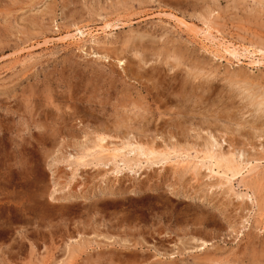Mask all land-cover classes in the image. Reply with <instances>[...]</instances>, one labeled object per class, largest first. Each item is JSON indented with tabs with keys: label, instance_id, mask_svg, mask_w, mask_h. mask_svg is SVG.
I'll list each match as a JSON object with an SVG mask.
<instances>
[{
	"label": "rangeland",
	"instance_id": "1",
	"mask_svg": "<svg viewBox=\"0 0 264 264\" xmlns=\"http://www.w3.org/2000/svg\"><path fill=\"white\" fill-rule=\"evenodd\" d=\"M244 82L264 93V0H0V264H264V187L245 186H264V135L237 123L258 121ZM94 132L193 162L211 135L263 160L232 186L174 161L73 175L67 155Z\"/></svg>",
	"mask_w": 264,
	"mask_h": 264
},
{
	"label": "bare ground",
	"instance_id": "2",
	"mask_svg": "<svg viewBox=\"0 0 264 264\" xmlns=\"http://www.w3.org/2000/svg\"><path fill=\"white\" fill-rule=\"evenodd\" d=\"M263 1V0H262ZM257 2V1H256ZM260 2V1H259ZM258 3V2H257ZM239 4V3H237ZM259 4V3H258ZM262 4V3H260ZM105 26V24H104ZM77 27V26H76ZM107 27V26H106ZM110 27V26H108ZM74 30V29H73ZM102 30V29H101ZM203 32V30H201ZM76 32V31H74ZM77 35H72L73 39H77L75 42H77L78 40H82L83 37H85V33L81 30L77 28ZM207 33V32H206ZM198 34V33H197ZM203 34V33H201ZM205 35V34H204ZM209 35V33H208ZM138 36V34L136 35ZM66 37V36H65ZM202 37V36H201ZM205 37V36H204ZM207 37H211V36H207ZM69 38V37H68ZM139 38V36H138ZM157 38V37H156ZM206 38V37H205ZM72 39V40H73ZM84 39V38H83ZM93 39V38H92ZM216 39V38H215ZM210 40V39H209ZM78 41V42H79ZM95 41V40H93ZM139 41V40H138ZM212 41V39H211ZM214 41V40H213ZM158 42V41H157ZM156 43V42H155ZM139 46V45H138ZM133 47V46H132ZM141 47V46H140ZM152 48V47H151ZM223 48V47H222ZM233 48V47H232ZM259 48V47H258ZM136 49V48H135ZM238 49V48H235ZM138 50V48H137ZM150 50V49H149ZM242 50V51H241ZM240 51L243 52L244 50L241 49ZM246 50V49H245ZM140 51V50H139ZM224 51L226 52V54L228 53V55H230L231 57L233 56L234 58H238L240 59V57H242V54H239V52L237 50H234V48L231 50L230 48H227L226 46L224 47ZM248 51V49L246 50ZM245 51V54H247ZM263 51V50H262ZM259 50V52H262ZM177 52V51H176ZM179 52V51H178ZM251 52V51H250ZM255 53V52H254ZM172 54V53H171ZM182 54V53H180ZM252 55V53H250ZM248 54V55H250ZM256 54V53H255ZM160 55V52H159ZM177 56V55H176ZM244 56V55H243ZM107 58V57H106ZM119 58V57H118ZM117 58V59H118ZM122 59V58H121ZM183 59V58H181ZM237 59V60H239ZM178 61V60H177ZM180 62V61H179ZM182 62V61H181ZM186 63V62H184ZM193 64V63H192ZM179 65V64H178ZM182 65V64H181ZM175 66H177L175 64ZM184 66V64H183ZM187 66V65H186ZM196 68V67H195ZM185 69V68H184ZM191 69H192V65H191ZM197 69V68H196ZM185 71V70H184ZM192 71V70H191ZM188 72V71H187ZM195 73V72H193ZM187 74V73H186ZM136 75V74H135ZM199 75V74H198ZM191 77V76H190ZM196 77V76H195ZM143 78V77H142ZM154 83V82H152ZM234 83V82H232ZM234 84H237L236 82ZM238 87V85H237ZM241 89L240 92V97L241 100H244L243 102H246V105L251 107L252 110L250 112V114L253 116V118H256L258 121H242V118H239L237 120V123H239L240 125H245L248 124L250 125V129L253 130L254 132H250L251 135H264V93H262V91H259V87L258 86H253L250 85L248 82H244L242 85L239 86ZM262 89V88H261ZM173 91V90H171ZM264 91V89H263ZM174 92V91H173ZM172 92V94H173ZM163 93V91H162ZM157 94V93H156ZM167 94V93H166ZM165 94V95H166ZM169 94V92H168ZM167 94V95H168ZM158 96V95H157ZM161 96V95H160ZM28 98V96H27ZM156 98V96H155ZM26 99V98H25ZM155 100V99H154ZM160 101V100H159ZM165 101V100H164ZM71 104V103H70ZM84 104V103H83ZM243 104V103H242ZM241 106H244L242 105ZM69 105V104H68ZM175 105V104H174ZM57 107V106H56ZM246 107V106H245ZM61 108V107H60ZM81 108V107H80ZM59 109V107H58ZM248 109V107L246 108ZM39 110V109H38ZM55 110V109H54ZM69 110V109H68ZM241 110V109H240ZM36 111V110H35ZM64 111V110H63ZM67 111V110H66ZM247 111V110H246ZM249 111V110H248ZM40 112V111H39ZM68 112V111H67ZM47 114V112H45ZM69 113V112H68ZM245 113V112H244ZM43 114V113H42ZM53 114V113H52ZM51 114V115H52ZM71 114V113H70ZM240 115V113H238ZM243 114V113H242ZM40 115V114H39ZM58 115L60 117H62L59 113ZM66 115V114H65ZM238 115V116H239ZM35 116V114H34ZM45 116V115H44ZM43 116V117H44ZM58 116V118H59ZM67 116V115H66ZM69 116V114H68ZM67 116V117H68ZM72 116V115H71ZM242 116V115H241ZM42 117V116H41ZM42 117V118H43ZM41 118V119H42ZM57 118V120H59ZM66 118V117H65ZM64 118V119H65ZM71 118V117H70ZM40 119V120H41ZM54 119V118H53ZM63 119V120H64ZM68 119V118H66ZM65 119V121H66ZM80 119V118H79ZM78 119V120H79ZM129 119V118H128ZM244 119V118H243ZM55 120V119H54ZM62 120V119H61ZM70 120V119H69ZM74 120V119H73ZM77 120V119H75ZM44 121V118H43ZM56 121V120H55ZM63 121V123L65 122ZM81 121V120H80ZM47 122V121H45ZM44 122V123H45ZM59 122H61L59 120ZM68 122V121H66ZM70 122V121H69ZM82 122V121H81ZM43 123V122H42ZM55 123V122H54ZM62 123V124H63ZM132 123V122H131ZM47 124V123H46ZM53 124V123H52ZM51 124V126H52ZM56 124V123H55ZM77 124V123H76ZM80 124V123H79ZM49 125V124H48ZM61 125V123H60ZM59 125V126H60ZM72 125V123H71ZM235 125V124H234ZM58 126V128H59ZM62 126V125H61ZM66 126V124H65ZM65 126L63 127L65 129ZM78 126V125H76ZM75 126V127H76ZM122 126V125H121ZM41 127V126H40ZM44 127V125L42 126ZM46 127V126H45ZM45 127L43 129H45ZM57 127V126H55ZM71 127V126H70ZM74 127V126H73ZM118 127V126H117ZM239 127V126H238ZM247 128V126H245ZM72 128V127H71ZM128 128V127H127ZM235 128V127H234ZM63 129V130H64ZM69 129V126H68ZM243 129V128H242ZM52 130V128H51ZM62 130V128H61ZM61 130L59 133H61ZM71 130V129H70ZM53 131V130H52ZM55 131V130H54ZM65 131V130H64ZM247 132V131H246ZM96 132H94L93 137L88 138L86 136V134H84V136L82 135V137H78L77 141V146L79 147V151H77L76 155L73 154H69L67 155V159L65 160V163L67 165L68 168H74V174L76 175V172L80 169V167H84V166H93V167H109L112 166L113 169L111 171L112 174H114L115 176H121L123 172L127 171L129 174L131 175H138L140 170L145 166V165H149V166H164L166 164H170V162L172 163L177 162L176 164H183L184 168H187V170L191 169L194 173L198 174V172L200 170H204L205 175L204 177L208 178L209 180H213V179H218V181L220 180L221 185H227V186H232L233 181H235V178L238 176H241V178L243 177V172L244 174L247 173H251L252 171H254L257 166L256 164L254 165V163L261 161V159L263 160V158L259 159V158H245V154L244 152L238 151L236 152H222L220 150V144L219 141L212 137L211 135H207V138L204 139V148L199 152V154H201V156L199 157H195L194 162L192 161V157L191 155H189L188 153H183L181 152V150H179L178 148H163V149H156L154 148V146L152 144H154L153 141H143V140H139L136 137H134L132 134H124L122 133V135L117 137L114 136H110V133L104 134V133H100V134H96ZM98 133V132H97ZM106 133V132H105ZM53 134V133H52ZM109 134V135H108ZM121 134V133H120ZM54 135V134H53ZM214 135V134H213ZM252 137V136H251ZM260 137V136H259ZM159 138V137H158ZM223 138V137H222ZM141 139V138H140ZM75 140V139H74ZM176 141V140H175ZM222 140H220L221 142ZM171 143V142H170ZM189 143V142H188ZM175 144V142L173 143ZM182 144V143H181ZM172 145V143H171ZM176 145V144H175ZM202 145V144H201ZM184 146V145H183ZM182 146V147H183ZM196 147V146H195ZM195 147H194V151H195ZM197 148V147H196ZM200 148V146H199ZM222 148V147H221ZM230 148V147H229ZM228 148V149H229ZM235 149V148H234ZM239 149V148H238ZM193 150V149H191ZM191 150H189L191 152ZM231 150V149H230ZM187 151V150H186ZM193 151V152H194ZM75 154V153H74ZM262 154V153H261ZM258 155V154H257ZM246 156H248L246 154ZM261 163V162H259ZM51 166V165H50ZM182 169V168H181ZM180 169V170H181ZM188 170V171H189ZM52 172V169H51ZM72 172V173H73ZM255 172V171H254ZM108 173V172H107ZM189 173V172H188ZM195 174V176H196ZM257 174V172H256ZM245 176V175H244ZM248 176V175H246ZM256 176V175H255ZM254 177V176H253ZM258 177V176H257ZM202 178V177H201ZM262 179V178H260ZM258 180V179H257ZM263 180V179H262ZM262 180H258L255 182H251L249 184H244L249 190H251L252 195L254 196L255 192L262 190L263 189V184L261 183ZM239 181V180H238ZM240 182V181H239ZM217 183V184H218ZM219 184V185H220ZM212 185V184H211ZM243 185V184H242ZM218 186V185H217ZM244 186V187H245ZM209 187V186H208ZM215 187L212 186V188ZM221 187V186H220ZM69 188V187H68ZM190 188V187H189ZM210 188V187H209ZM245 188V189H247ZM247 189V190H248ZM208 192V191H207ZM264 192V191H263ZM262 192V193H263ZM251 194V193H250ZM238 195V194H237ZM54 196V195H53ZM241 198L243 197H247V198H251L252 196H248L247 194L245 195H241L239 196ZM238 197V198H239ZM246 198V199H247ZM245 199V198H244ZM243 199V200H244ZM252 199V198H251ZM254 199V198H253ZM256 199V198H255ZM57 200V199H56ZM254 201V200H253ZM258 201V199H257ZM256 201V203H258ZM260 204V203H259ZM257 205V204H256ZM258 207V206H257ZM254 211V210H253ZM263 216V215H262ZM243 219H245L243 217ZM246 222V221H244ZM263 223V222H262ZM261 224V223H260ZM261 232V231H260ZM258 237V236H257ZM71 240V238H70ZM193 241V240H192ZM196 241V240H195ZM259 241V240H258ZM73 242L76 243V240H72V241H68L65 243L64 246V252H65V256L66 254L71 255L74 254V248L76 247V245L73 244ZM81 242V241H80ZM200 246H199V250H203L206 246L208 247V241H201ZM79 243V242H78ZM198 243V242H197ZM196 243V244H197ZM259 243V242H258ZM210 245V244H209ZM254 245V244H253ZM258 245V244H256ZM264 245V244H262ZM78 246V245H77ZM260 247V245H259ZM80 248V247H79ZM194 248V247H193ZM197 249V247H196ZM255 249V248H254ZM77 250V248H76ZM195 250V248H194ZM264 250V248H263ZM157 252V250H156ZM256 253V252H255ZM262 253V252H261ZM257 254V253H256ZM67 255L66 258H68L69 256ZM171 255V254H170ZM169 255V256H170ZM258 255V254H257ZM263 255V254H262ZM64 257V256H63ZM258 257V256H257ZM264 258V255H263ZM63 259V258H62ZM260 259V257L258 258ZM256 258V261L258 260ZM262 259V258H261ZM252 261V260H251ZM62 262V261H61ZM66 262V261H65ZM259 262V260H258ZM264 262V260H263ZM57 264H63L60 263V261ZM261 264V263H260Z\"/></svg>",
	"mask_w": 264,
	"mask_h": 264
},
{
	"label": "crops",
	"instance_id": "3",
	"mask_svg": "<svg viewBox=\"0 0 264 264\" xmlns=\"http://www.w3.org/2000/svg\"><path fill=\"white\" fill-rule=\"evenodd\" d=\"M51 169H52V172L51 173H53V168H51ZM71 173H72V171H71ZM67 197L70 199L71 198V195L68 194V195L63 196L64 199H67Z\"/></svg>",
	"mask_w": 264,
	"mask_h": 264
}]
</instances>
